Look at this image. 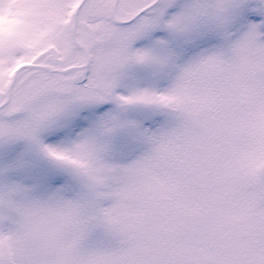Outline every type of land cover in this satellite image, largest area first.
<instances>
[{"label": "snow or ice", "instance_id": "snow-or-ice-1", "mask_svg": "<svg viewBox=\"0 0 264 264\" xmlns=\"http://www.w3.org/2000/svg\"><path fill=\"white\" fill-rule=\"evenodd\" d=\"M0 264H264V0H0Z\"/></svg>", "mask_w": 264, "mask_h": 264}]
</instances>
